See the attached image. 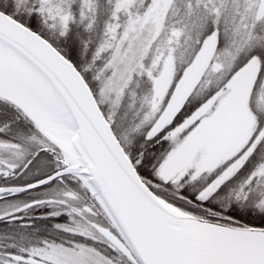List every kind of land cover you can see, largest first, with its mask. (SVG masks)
<instances>
[{
    "label": "snow or ice",
    "instance_id": "1",
    "mask_svg": "<svg viewBox=\"0 0 264 264\" xmlns=\"http://www.w3.org/2000/svg\"><path fill=\"white\" fill-rule=\"evenodd\" d=\"M0 264H264V0H0Z\"/></svg>",
    "mask_w": 264,
    "mask_h": 264
}]
</instances>
